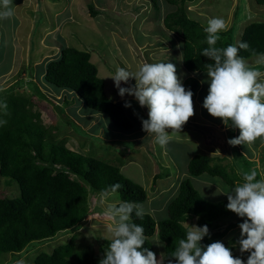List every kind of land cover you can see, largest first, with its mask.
Returning <instances> with one entry per match:
<instances>
[{"label":"rangeland","instance_id":"1","mask_svg":"<svg viewBox=\"0 0 264 264\" xmlns=\"http://www.w3.org/2000/svg\"><path fill=\"white\" fill-rule=\"evenodd\" d=\"M196 1L192 7H189L190 2L186 3V9L187 6L190 8L189 11L187 10L189 16L205 27L208 19L223 18L227 25L226 30L232 28L234 32L232 34L234 41L240 37L245 25L252 21H264V5L258 4L255 0ZM46 2L47 0H13L14 16L11 19L17 20L13 22L14 27L12 28L11 19H6L9 24L4 22L5 19H0V25L4 30L2 38H0V75L2 74L0 76V112L3 110L1 101L7 98L6 89L19 81L17 83L19 86L14 90L15 93L20 92V94L34 99L35 104L30 106L31 111H40L41 124L47 128L46 130L56 133L57 139L65 140V145L70 149H78L82 144V153L118 165L124 176L139 183L146 190L147 199L137 203L143 207L144 212L151 214L155 220L166 218L168 203L176 194L179 181L188 177L187 162L192 155L201 153V147L192 141L196 130L185 125L186 128L182 126L180 132L168 129L172 139L162 147L155 142L154 134L144 135V130L139 127L140 124L142 125L141 120L146 117L142 113L135 112L131 115L132 120L138 119L139 121H137L136 127L134 125L132 132L133 134L140 133L137 138L141 141L140 144L134 143L136 138L126 141L122 136L128 134L129 131L114 129L105 115L95 113V117H91L92 119L89 121L77 120L71 113H74L76 107L78 110L80 109L79 104L74 101L69 106H65L62 96L55 95L56 92L50 89L52 87L44 83L43 80L38 78L36 80L35 72L32 69H37L39 63L57 53L58 51L52 48H58L57 45L62 44L89 51L90 60L98 66V76L103 79L106 74L114 75L117 68L123 67L134 72V68L144 62L160 61L173 63L176 66L177 76L181 79L180 75L187 72L182 65L181 47L178 48L180 40L176 33L165 28L162 19L175 6L168 3L164 5L165 0H156L157 8L154 7L152 0H48ZM136 5L141 11L138 8L136 10ZM54 9H56V13L53 14ZM91 9H94L96 13L93 14ZM26 31H32L31 37L35 41H32V44L35 43V48L32 51L34 55L30 53L32 50L28 44L30 33ZM16 32H18L17 35L11 39L13 33ZM18 35L20 38L17 37ZM37 36L41 37L35 38ZM55 43H58L56 47L53 45ZM173 45H176L174 49ZM259 57L258 55L251 56L244 60L247 64H254ZM259 68L264 70V66ZM193 77L199 85L198 91L192 99L194 115L191 118L196 115L201 116L199 121L202 119L213 124L209 120L213 116L202 106L203 99L208 92L207 73L206 71L194 72ZM109 78L112 81H106L105 91L111 100L115 102L124 100L125 96H130L126 93L121 97L118 94V89L114 86L113 79ZM131 80L133 82L134 78L129 79V81ZM34 84L40 89L45 99L35 92ZM124 84L122 81L121 87ZM130 104L132 105L131 101ZM57 106L61 110H66L70 119L84 133L78 126L65 124L64 120L58 116ZM132 106L137 110L140 105L137 102ZM220 129L222 138H225L226 141L228 139V135L224 133L226 129L222 127ZM114 130L115 132L111 133ZM116 135H118V141L112 138ZM143 140L146 142H142ZM218 142L221 143V141ZM220 149L222 150V148ZM241 150L245 153V160L250 161V157L256 161L254 165L260 175L264 177V141L261 146L252 147L248 152L245 149ZM225 155L227 157L221 158L220 163L227 162L230 166L231 162H235L241 167L240 171H246L244 168L247 167L248 162L246 161L242 166L241 159L234 155L232 146L228 148ZM165 172L168 176H164ZM156 173H162V175L156 179L154 184L153 175ZM216 178L219 177L203 174L199 177L191 176L190 180L204 200L208 202L227 200L225 194L217 192L227 191L232 187L222 179L217 180ZM209 183L212 184L206 185ZM19 194V187L14 180L0 176V197L14 198ZM118 201L119 196L116 191L90 195L88 198L89 214L76 230L57 233L46 241H32L25 250L16 253L17 258H13L11 253L2 254L0 264H18V262L32 264L33 258L38 252H50L58 244L68 241L72 235L75 236L77 249L87 251L89 255L98 254V241L102 238L111 239L109 231L111 221L103 216V212ZM183 225L187 228L191 225L198 226L196 217L188 218ZM239 237L240 229L237 225L230 228L221 240L230 243V239H239ZM153 240H161L155 235L150 238L157 259H160L161 254L164 255L163 242L158 244ZM233 244H235L233 251L243 254L244 261H246L249 253H241L239 244L237 242Z\"/></svg>","mask_w":264,"mask_h":264},{"label":"trees","instance_id":"2","mask_svg":"<svg viewBox=\"0 0 264 264\" xmlns=\"http://www.w3.org/2000/svg\"><path fill=\"white\" fill-rule=\"evenodd\" d=\"M152 1L157 8L156 0ZM192 1L165 0L175 8L163 16L165 28L179 37L182 65L184 70L191 73L206 71V65L214 63L201 55L202 50L208 47L206 33L203 31L205 26L188 15L186 3ZM255 1L264 5V0ZM91 11L96 13L94 9ZM4 22L9 24L6 19ZM2 29L0 25V38L4 31ZM232 34V28L220 31V39L215 46L226 47L231 44L239 47L240 43L246 42L249 47L239 49L240 57L247 59L264 55V21H252L245 25L237 41H234ZM33 39L30 42V53L35 48ZM57 44H54L55 47ZM57 46L60 48L57 53L44 59L37 69H32L36 80L41 79L50 85V89L62 96L65 106L74 101L79 104L80 109L76 107L74 113H71L77 120L85 122L94 118H91L89 113L105 115L114 129L129 131L128 134H123L122 138L131 140L132 129L136 126L131 115L136 109H126V101L114 102L106 95L104 81L98 76L97 66L90 60L89 51L62 44ZM18 82L6 89L7 98L1 101L3 110L0 112V121H6L0 124V176L14 180L20 190L18 197H0V257L2 254L11 253L13 258H17L16 253L25 250L32 241L42 242L57 233L76 230L89 214L90 195L116 191L119 196V201L115 204L117 206L121 202L137 204L147 199L144 187L124 176L118 165L82 153V144L78 149H70L65 145V140L57 139L56 133L46 130L41 124L40 111H31L30 106L35 104L34 99L20 92L15 93ZM183 84L186 90L192 91L193 99L198 81L189 76ZM33 87L35 92L45 99L35 84ZM58 109V116L65 124L76 126L66 110ZM113 132L115 130L111 131ZM117 137L118 135L112 138L118 141ZM231 138H234L233 135ZM226 144L228 148L233 147L234 155L241 159L242 166L248 162L244 168L247 172L254 169L257 172V180L264 178L252 161L245 160L244 155L235 146L228 142ZM224 146L222 151L226 154L228 148L225 144ZM225 154L210 157L196 153L187 162V173L192 177L203 174L219 177L231 187L243 182L242 177L238 175L241 172L240 166L235 162H231L230 166L227 162L220 163L221 158L227 157ZM161 175L162 173L153 175L154 184ZM166 175L168 176L165 172L164 176ZM227 202L204 200L193 186L190 177H184L179 181L177 192L168 203L166 218L155 220L151 214L145 212L143 218H139L133 211L130 222L143 226L147 238L143 247L156 254L150 242V238L155 235L163 242L164 255H169L177 245L178 239L186 237L188 228L183 223L188 218L196 217L198 226L207 225L209 229V235L200 242L202 246L221 241L230 248L234 257L244 260L243 254L233 251V243L238 241L237 238L230 239V243L221 240L230 228L243 222L242 217L226 208ZM109 242L110 239L102 238L98 241L99 253L89 255L87 251L76 248L75 236L72 235L68 241L58 244L50 252H38L32 264H99Z\"/></svg>","mask_w":264,"mask_h":264},{"label":"clouds","instance_id":"3","mask_svg":"<svg viewBox=\"0 0 264 264\" xmlns=\"http://www.w3.org/2000/svg\"><path fill=\"white\" fill-rule=\"evenodd\" d=\"M12 3L13 0H0V19L14 16ZM226 28V22L219 17L208 19L203 28L208 47L201 55L214 63L206 65L208 92L202 106L211 116L220 118L226 127L239 129L238 136L227 139L230 145H251L258 138L264 139V70L249 66L238 55L239 49L249 47L246 42L240 43L239 47L231 44L215 46L220 39L218 33ZM257 64L264 66V55L259 57ZM108 77L113 79L121 97L127 93L134 96L140 106L147 107V119L141 120L142 129L154 134L155 142L162 147L172 139L167 130L180 132L194 115L193 93L185 89L177 76L176 66L171 62H144L134 72L121 67ZM130 78H134L135 84L121 87V82L127 84ZM124 106L130 107L131 104L126 101ZM2 123L6 121H0ZM237 150L245 155L240 148ZM201 153L210 157L225 154ZM249 159L255 164V160ZM238 175L243 182L217 193L227 196L228 210L244 218L238 225L240 237L237 243L241 253H249L246 261L234 257L221 241L202 246L201 240L209 235L207 225H189L186 237L178 239L174 250L157 259L154 252L143 247L147 239L143 226L130 222L133 211L137 217L143 218V207L121 202L103 212V216L111 221V239L99 264H165V261L166 264H264V178L257 180L254 169L241 171Z\"/></svg>","mask_w":264,"mask_h":264},{"label":"crops","instance_id":"4","mask_svg":"<svg viewBox=\"0 0 264 264\" xmlns=\"http://www.w3.org/2000/svg\"><path fill=\"white\" fill-rule=\"evenodd\" d=\"M16 1V0H15ZM44 2V1H43ZM47 2H48V0H47ZM46 2V3H47ZM197 1L196 0H193L192 2H190V6L189 7H192V5H194L195 3H196ZM44 4H45V2H44ZM167 3H165L164 2V5H166ZM160 5V7L162 6V4L160 3L159 4ZM188 6H187V9H186V11L188 10L189 11V8ZM136 10H137V8H138V10H140L139 9V7H138V5H136ZM55 10V11H54ZM53 11H52V13L54 14V13H56V9H54ZM174 10V9H173ZM141 11V10H140ZM170 11H172V8L170 9ZM169 11V12H170ZM188 13V12H187ZM189 15V14H188ZM192 18V17H191ZM163 19V18H162ZM12 20V19H11ZM18 20H21V19H19L18 18ZM17 20H12L11 21V25H12V28L14 27V23L13 22H16ZM137 21V20H136ZM140 21V20H139ZM145 21V20H144ZM139 24V23H138ZM143 25V24H142ZM26 32H28V33H30V35L28 36V38L30 39L29 40V47H30V42H31V40H32V31H26ZM17 33L18 32H16L15 34L13 33V35H12V38L11 39H14V36H16L17 35ZM173 33V32H172ZM44 36V35H43ZM18 38H20V35H18L17 36ZM39 37H41V36H37V37H35V38H38L39 39ZM54 45V44H53ZM55 46V45H54ZM53 46V47H54ZM141 46V45H140ZM176 47V45H173V49ZM179 47H181V46H179L178 45V48ZM54 49H56V51H59V49L60 48H54ZM175 51V50H174ZM31 54H33L34 55V52L32 53L31 52ZM180 54V53H179ZM50 56V55H49ZM90 56H91V54H90ZM258 56H261V55H258ZM34 57V56H33ZM33 62H34V59H33ZM94 63V62H93ZM249 66H252V67H261V65H258L257 64V61L254 63V64H248ZM97 66V65H96ZM138 67V66H137ZM137 67L136 68H134V71L137 69ZM97 70L99 71V69H98V66H97ZM261 70H263V69H261ZM186 71V70H185ZM187 73H185V74H181L180 75V77H181V79H182V82H184V80L187 78V77H189V76H192L193 77V72L191 73V72H188V71H186ZM98 73V72H97ZM2 75V74H1ZM0 75V76H1ZM111 76V75H110ZM104 77V79H103V81H104V89H105V85H106V81H109L110 80V78L108 77V75L106 74V76H103ZM110 81H112V80H110ZM135 84V80L132 82V80L131 81H129L127 84L125 83L124 85H123V87H128L129 85H134ZM49 93H52L51 91L49 92ZM105 93H106V91H105ZM55 95H57L56 93H54ZM50 95H52V94H50ZM107 95V94H106ZM124 101H128V102H132V105H136V103L138 102L136 99H135V97L134 96H132V95H130V96H125V98H124ZM130 106V107H127V109H131V108H134V106ZM148 110H147V107L146 106H144V107H141V106H139L138 108H137V110H136V113H142L145 117H146V119H147V115L145 114L146 112H147ZM90 117H95L94 115L95 114H88ZM201 116H193V118H189L188 119V121L184 124L186 127H189V128H191V129H194V130H196V133H194L193 135L194 136H192V141L194 142V143H196V144H198L199 145V147H201V149H200V152H204V153H208V152H210V153H208V154H218V153H220V152H222L223 153V148H225V146H224V144L226 145V147H228V145L226 144L227 143V141L228 140H226L225 141V138H222L223 136L221 135V129H220V127H222L223 129H226V132H224V133H226V135H229L228 136V138L230 139V137H231V135H233V137H236V136H238L239 135V129L238 128H232V127H226L224 124H223V122H222V120L220 119V118H216V117H213V118H211V119H209L213 124H211V123H208V122H206V121H204V120H202L201 119V121L203 122H201V121H199L198 119L200 118ZM135 121V123H136V126H137V121H139L138 119H135L134 120ZM183 125V127H185ZM135 126V127H136ZM185 127V128H186ZM140 129H142V125L140 124V127H139ZM228 128V129H227ZM147 134H149V133H147L146 131H144V135L146 136ZM140 136V133L139 134H133V136H132V139H135L134 141L136 142L135 144H140V141L141 140H139V138H137V137H139ZM188 138V137H187ZM131 139V140H132ZM188 140H189V138H188ZM218 141H221V143H219ZM263 141H264V139H258V140H256L253 144H251V145H243V144H241V145H235L236 147H238V148H240V149H245L247 152H248V150L250 149V148H252V147H259V146H261V144L263 143ZM142 142H146L145 140H143ZM141 142V143H142ZM224 143V144H223ZM222 148V150L220 149V148ZM152 148V147H151Z\"/></svg>","mask_w":264,"mask_h":264},{"label":"bare ground","instance_id":"5","mask_svg":"<svg viewBox=\"0 0 264 264\" xmlns=\"http://www.w3.org/2000/svg\"><path fill=\"white\" fill-rule=\"evenodd\" d=\"M194 73V72H193ZM198 91V90H197Z\"/></svg>","mask_w":264,"mask_h":264}]
</instances>
